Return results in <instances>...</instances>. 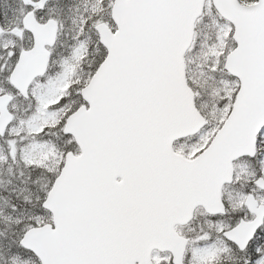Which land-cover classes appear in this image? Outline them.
Returning <instances> with one entry per match:
<instances>
[{"label":"snow or ice","instance_id":"1","mask_svg":"<svg viewBox=\"0 0 264 264\" xmlns=\"http://www.w3.org/2000/svg\"><path fill=\"white\" fill-rule=\"evenodd\" d=\"M0 264H264V0H0Z\"/></svg>","mask_w":264,"mask_h":264}]
</instances>
